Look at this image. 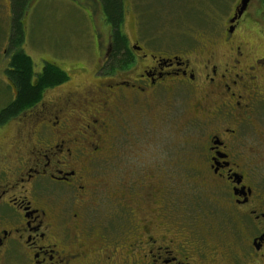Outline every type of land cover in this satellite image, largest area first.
<instances>
[{"label": "flooded vegetation", "instance_id": "flooded-vegetation-1", "mask_svg": "<svg viewBox=\"0 0 264 264\" xmlns=\"http://www.w3.org/2000/svg\"><path fill=\"white\" fill-rule=\"evenodd\" d=\"M82 1L94 78L46 87L0 141V264H264V50L238 33L251 0L174 52L116 42L101 0Z\"/></svg>", "mask_w": 264, "mask_h": 264}, {"label": "rangeland", "instance_id": "rangeland-1", "mask_svg": "<svg viewBox=\"0 0 264 264\" xmlns=\"http://www.w3.org/2000/svg\"><path fill=\"white\" fill-rule=\"evenodd\" d=\"M80 2L83 1L30 0L27 10L23 13L24 41L20 47L31 57L34 71H41L44 61H53L68 73L69 86L81 84L85 80L92 81L94 78L92 63L95 58L91 21L87 17L88 12L85 9L87 6ZM262 2L251 0L238 28V33L245 36L255 53L264 50V34L260 32L263 31V27L253 24L255 30H252L251 27L246 28L247 22L244 25L243 22L244 19L249 22L251 14L254 22L264 24L262 15L258 14L264 10ZM124 3L127 12L126 18H122L121 21L120 28L123 33L125 31L130 39L134 38L136 43L155 51L174 52L203 38L211 39L214 35H220L239 0H125ZM11 17L10 0H0V110L14 95V89L9 86L4 73L8 53L13 50L8 46ZM95 22L101 38H106L105 21L95 19ZM50 93L53 91L46 93L45 97ZM19 114L18 112L8 117L4 121L5 125L0 126V141L7 140L13 135L16 123H20ZM260 116V121L264 125V105ZM174 117L176 124H179L180 111L175 112ZM262 142L263 150L259 151V161L255 162V165L261 162V166H264V138ZM255 170L257 171V168Z\"/></svg>", "mask_w": 264, "mask_h": 264}, {"label": "trees", "instance_id": "trees-1", "mask_svg": "<svg viewBox=\"0 0 264 264\" xmlns=\"http://www.w3.org/2000/svg\"><path fill=\"white\" fill-rule=\"evenodd\" d=\"M29 1L10 0L12 23L8 46L13 50L8 53L5 75L9 86L11 85L14 89V97L0 110V124L8 117L17 114L20 109L27 108L32 101L41 96L46 87L63 83L69 79L64 69L48 60L43 62L41 71L35 73L31 57L21 49L20 46L24 41L23 13L27 10ZM124 1L101 0L105 20L110 24L112 37L117 40L116 42H119L118 38L124 37L120 28L122 18L127 12Z\"/></svg>", "mask_w": 264, "mask_h": 264}, {"label": "water", "instance_id": "water-1", "mask_svg": "<svg viewBox=\"0 0 264 264\" xmlns=\"http://www.w3.org/2000/svg\"><path fill=\"white\" fill-rule=\"evenodd\" d=\"M248 0H240L239 5L236 7V12L232 18L229 19L230 22H233L235 18L239 17L241 13L245 10Z\"/></svg>", "mask_w": 264, "mask_h": 264}]
</instances>
